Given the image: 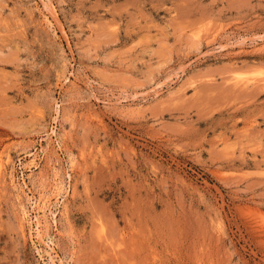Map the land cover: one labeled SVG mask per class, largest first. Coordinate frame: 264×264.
Returning a JSON list of instances; mask_svg holds the SVG:
<instances>
[{
    "label": "rangeland",
    "instance_id": "obj_1",
    "mask_svg": "<svg viewBox=\"0 0 264 264\" xmlns=\"http://www.w3.org/2000/svg\"><path fill=\"white\" fill-rule=\"evenodd\" d=\"M0 264H264V0H0Z\"/></svg>",
    "mask_w": 264,
    "mask_h": 264
},
{
    "label": "bare ground",
    "instance_id": "obj_2",
    "mask_svg": "<svg viewBox=\"0 0 264 264\" xmlns=\"http://www.w3.org/2000/svg\"><path fill=\"white\" fill-rule=\"evenodd\" d=\"M56 113H57V111H56ZM54 133H55V131H54ZM57 179H58V178H57ZM54 185H55V184H54ZM59 185H60V184H59ZM57 187H58V186H57ZM60 187H61V186H60ZM55 189H57V188H55ZM55 189H54V190H55ZM59 189H61V188H59ZM55 192H57V191L55 190ZM58 195H59V194H58ZM44 205H45V203L43 204V206H44ZM43 206H42V207H43ZM42 207H41V209H42ZM38 209H39V208H38ZM42 210H44V209H42ZM44 212H45V211H44ZM44 212H43V213H44ZM45 218H46V217H45ZM38 222H39V221H38ZM38 226L40 227L41 224L38 225ZM44 227H45V226H44ZM39 229H40V228H39ZM37 230H38V229H37ZM38 231H39V230H38ZM37 233H38V232H37ZM40 233H41V231H40ZM38 236H39V234H38ZM42 237H43V236H41V238H42ZM38 239H39V238H38ZM41 241H42V239H41ZM51 244H52V243H51ZM51 261H53V260H51Z\"/></svg>",
    "mask_w": 264,
    "mask_h": 264
}]
</instances>
